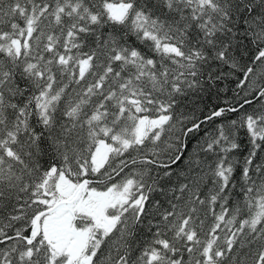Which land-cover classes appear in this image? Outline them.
Here are the masks:
<instances>
[{"label":"snow or ice","instance_id":"6c2138e0","mask_svg":"<svg viewBox=\"0 0 264 264\" xmlns=\"http://www.w3.org/2000/svg\"><path fill=\"white\" fill-rule=\"evenodd\" d=\"M0 264H264V0H0Z\"/></svg>","mask_w":264,"mask_h":264}]
</instances>
